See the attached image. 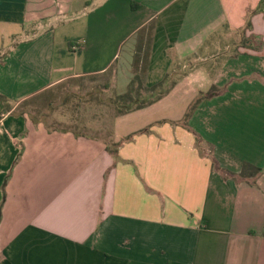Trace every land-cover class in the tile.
<instances>
[{
	"label": "crops",
	"instance_id": "0c3cea01",
	"mask_svg": "<svg viewBox=\"0 0 264 264\" xmlns=\"http://www.w3.org/2000/svg\"><path fill=\"white\" fill-rule=\"evenodd\" d=\"M111 68V144L16 109ZM0 264H264V0H0Z\"/></svg>",
	"mask_w": 264,
	"mask_h": 264
},
{
	"label": "rangeland",
	"instance_id": "374dc122",
	"mask_svg": "<svg viewBox=\"0 0 264 264\" xmlns=\"http://www.w3.org/2000/svg\"><path fill=\"white\" fill-rule=\"evenodd\" d=\"M219 37L222 44L232 46L235 43V47L229 49L233 54L237 52L238 45L247 51L258 47L260 42L255 36L243 34L236 41L228 35ZM113 77L112 68L101 74L68 77L19 101L16 109L18 112H25L31 122L41 123L50 131L68 130L76 135L101 139L108 145L111 144L114 116L128 108L152 101L172 84V80H168V83L150 90V86H145L140 81L132 82L126 91L119 92L115 88ZM127 91L130 92L129 96H120Z\"/></svg>",
	"mask_w": 264,
	"mask_h": 264
},
{
	"label": "trees",
	"instance_id": "16d2710c",
	"mask_svg": "<svg viewBox=\"0 0 264 264\" xmlns=\"http://www.w3.org/2000/svg\"><path fill=\"white\" fill-rule=\"evenodd\" d=\"M249 25H250V23H249V20H248V22H247V26H249ZM168 80H169V79H168V75H166V76L163 78V80H161V81L158 82L157 84H154V85L150 86L149 89H150V90H155L156 88H158V87L164 85L165 83H168V82H169ZM169 87H170V86H168L167 89H166L164 92L160 93L157 97H159V96L162 95L163 93L167 92V90L169 89ZM129 95H130V92L127 91V92H125V94H121L120 96H121V97H124V96H129ZM157 97H155V99H157ZM202 97H203L202 95H199V97L195 100V102H193V104L195 105V104H196V103H197ZM155 99H153L152 101H154ZM152 101H150V102H152ZM150 102H148V103H150ZM148 103L140 104V105H138V106H136V107H134V108H128V109H126V110H124V111H121L120 113H124V112H127V111L132 110V109L140 108V107H142V106H144V105H146V104H148ZM191 107H194V106H191ZM260 170H261L260 167L254 166L253 164H250V163H248V162H244V163H243V167H242V169H241L239 175H240L241 177H250V176L254 175L255 173L259 172Z\"/></svg>",
	"mask_w": 264,
	"mask_h": 264
}]
</instances>
